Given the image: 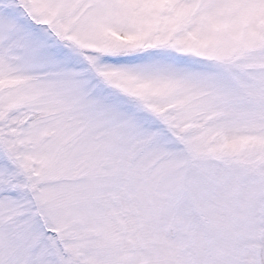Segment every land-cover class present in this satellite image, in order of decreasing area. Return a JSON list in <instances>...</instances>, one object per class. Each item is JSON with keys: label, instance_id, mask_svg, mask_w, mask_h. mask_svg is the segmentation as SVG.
<instances>
[{"label": "snow or ice", "instance_id": "snow-or-ice-1", "mask_svg": "<svg viewBox=\"0 0 264 264\" xmlns=\"http://www.w3.org/2000/svg\"><path fill=\"white\" fill-rule=\"evenodd\" d=\"M0 264H264V0H0Z\"/></svg>", "mask_w": 264, "mask_h": 264}]
</instances>
